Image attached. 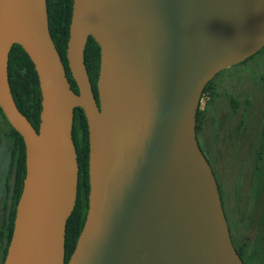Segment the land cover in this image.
Instances as JSON below:
<instances>
[{
    "label": "water",
    "instance_id": "95a60500",
    "mask_svg": "<svg viewBox=\"0 0 264 264\" xmlns=\"http://www.w3.org/2000/svg\"><path fill=\"white\" fill-rule=\"evenodd\" d=\"M99 46L97 100L84 63ZM41 93L38 129L8 80L13 44ZM264 46V0H73L66 59L46 0H0V109L21 135L25 176L2 264H245L196 137L205 84ZM88 129V205L64 261L77 194L73 109Z\"/></svg>",
    "mask_w": 264,
    "mask_h": 264
},
{
    "label": "rangeland",
    "instance_id": "374dc122",
    "mask_svg": "<svg viewBox=\"0 0 264 264\" xmlns=\"http://www.w3.org/2000/svg\"><path fill=\"white\" fill-rule=\"evenodd\" d=\"M96 83V82H95ZM196 133L216 178L231 238L246 264H264V46L214 77ZM0 114V230L11 207V139ZM5 246L0 234V261Z\"/></svg>",
    "mask_w": 264,
    "mask_h": 264
},
{
    "label": "trees",
    "instance_id": "16d2710c",
    "mask_svg": "<svg viewBox=\"0 0 264 264\" xmlns=\"http://www.w3.org/2000/svg\"><path fill=\"white\" fill-rule=\"evenodd\" d=\"M72 1L73 0H46V5L48 14V28L51 38L64 64L66 75L71 87L77 91V86L70 74L65 55L66 44L69 35ZM84 63L89 75V79L95 86L99 69V46L91 36L88 37L84 48ZM214 77L210 79L203 87L200 99L205 94L208 96L212 94L213 89L211 88V83ZM8 80L16 106L37 129L40 122L39 114L41 109V93L38 76L34 68V64L29 58L28 54L19 44L16 43L12 45L9 51ZM94 93H96L95 89ZM73 113L72 140L75 145L77 155L78 181L75 205L71 214L67 218L65 225V263L74 249L78 234L83 225L88 205L87 197L89 191V145L87 122L83 110L79 107H75L73 109ZM0 114L9 126L8 137L11 139L9 174L12 175L11 207L6 214V218L2 222V230H0V234H4L5 237V246L3 248V255L0 261V264H2L7 250V245L11 237L16 204L22 190L23 179L25 176V146L21 135L9 124L1 109ZM201 114L202 110H200L198 107L196 111V133L199 129ZM233 244L237 253L243 262H245L240 246L236 245V243Z\"/></svg>",
    "mask_w": 264,
    "mask_h": 264
},
{
    "label": "flooded vegetation",
    "instance_id": "af4514ba",
    "mask_svg": "<svg viewBox=\"0 0 264 264\" xmlns=\"http://www.w3.org/2000/svg\"><path fill=\"white\" fill-rule=\"evenodd\" d=\"M91 85H92V90H93V93H94V89L96 90V85L94 86L93 85V83H92V81H91ZM94 95H95V97H96V100H97V91H96V93H94ZM36 129V128H35ZM38 129V128H37ZM232 239V238H231ZM232 242H233V240H232ZM234 243V242H233ZM245 263V262H244Z\"/></svg>",
    "mask_w": 264,
    "mask_h": 264
}]
</instances>
